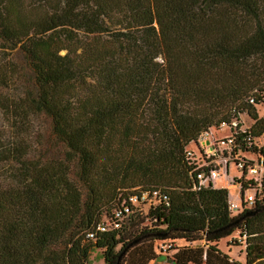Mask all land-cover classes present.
<instances>
[{
  "label": "trees",
  "instance_id": "trees-1",
  "mask_svg": "<svg viewBox=\"0 0 264 264\" xmlns=\"http://www.w3.org/2000/svg\"><path fill=\"white\" fill-rule=\"evenodd\" d=\"M221 125L255 196L235 212L197 177ZM263 135L264 0H0V264H87L93 247L152 264L155 240L185 242L173 264H264V181L246 179Z\"/></svg>",
  "mask_w": 264,
  "mask_h": 264
},
{
  "label": "built area",
  "instance_id": "built-area-1",
  "mask_svg": "<svg viewBox=\"0 0 264 264\" xmlns=\"http://www.w3.org/2000/svg\"><path fill=\"white\" fill-rule=\"evenodd\" d=\"M224 136L211 134V131L203 132L202 134H200L198 138V142L205 146L206 156L210 158V160L207 162L198 161L197 163V169H198L197 177L199 178L200 183H204V184H208L210 182L212 183L211 178L219 172L220 167L223 165V163L226 166H228L226 159L220 155V151L223 148L224 141H222V144H219L218 146L219 148L215 146L213 141V139H221ZM230 140L231 138H228V141ZM260 143L264 144V140ZM188 153L191 152L188 151ZM238 164L242 168L245 167L244 161L242 160H240ZM204 166L208 168L203 169ZM246 168H247L246 179H253L254 181H256V185H258V187H256L255 189L256 192L257 190H261L262 182L264 181V156H260V158H257L256 160H252L251 163ZM240 196H241L240 202L229 200V209L232 212H235L241 206L243 207L244 203H246L247 206L252 205L255 199L254 193H251L249 191H244L242 195L240 193ZM130 199L134 202H137L139 200L138 196L136 195L130 196ZM140 200H147V203L149 204L150 199H147V192L142 193ZM125 209L128 210V207H126ZM118 214L119 212L117 211L116 215ZM97 227L103 230L105 229V224L99 223ZM90 235H92V232H90ZM171 245H172L171 241L162 242V245L157 249V251L158 252L161 251L165 253L167 250H170L172 248Z\"/></svg>",
  "mask_w": 264,
  "mask_h": 264
},
{
  "label": "rangeland",
  "instance_id": "rangeland-1",
  "mask_svg": "<svg viewBox=\"0 0 264 264\" xmlns=\"http://www.w3.org/2000/svg\"><path fill=\"white\" fill-rule=\"evenodd\" d=\"M242 119L245 120L246 116L242 115ZM49 123L44 122L42 127H41V131H40V139L45 143L47 141H49ZM229 131V127L228 126H221L219 129L217 130H212L211 134H214L216 132L217 135L220 136H224L226 135V133ZM264 140V137H261V139L259 140V142H262ZM49 145L51 146L52 150L55 151L56 147L55 145V140H51L49 141ZM195 147V145H194ZM239 175V171L236 167L235 163H229L228 166H226L224 163L223 165L220 167L219 172L214 175L211 180H212V184L215 187H226L228 189V196L230 200H234V201H238L240 202L241 200V196H240V191H239V187L238 184L236 182H234V177ZM146 224H151L150 220L146 219L144 221ZM142 224V223H141ZM229 243L230 242H235L234 244H236V242H242L243 243V239H240V237L237 236V233L233 236V237H229L228 238ZM162 242H166V241H162V240H155V244L157 246V249L162 245ZM225 239L221 240L218 242V245L221 246V248H223L224 250H228L231 252V254H233L236 258H240V260H242V246L241 245H230V246H226L225 245ZM185 242L184 241H179V240H175L172 243V248L170 250H167V255H171L174 252V249L179 245H183ZM164 244V243H163ZM193 244H197L196 242L193 241ZM174 248V249H173ZM167 258H165L163 260V264H173L171 261H166ZM87 264H106L104 261V258L102 256V252H101V248L98 247H93L90 251L89 257L87 259Z\"/></svg>",
  "mask_w": 264,
  "mask_h": 264
},
{
  "label": "crops",
  "instance_id": "crops-1",
  "mask_svg": "<svg viewBox=\"0 0 264 264\" xmlns=\"http://www.w3.org/2000/svg\"><path fill=\"white\" fill-rule=\"evenodd\" d=\"M179 241H181V240H179ZM165 254H167V253H161V256H159L156 260H153V261H152V264H163V260H164L165 258H167V257L165 256ZM166 261H167V262L170 261L169 258H167Z\"/></svg>",
  "mask_w": 264,
  "mask_h": 264
},
{
  "label": "water",
  "instance_id": "water-1",
  "mask_svg": "<svg viewBox=\"0 0 264 264\" xmlns=\"http://www.w3.org/2000/svg\"><path fill=\"white\" fill-rule=\"evenodd\" d=\"M171 261V259H169Z\"/></svg>",
  "mask_w": 264,
  "mask_h": 264
}]
</instances>
